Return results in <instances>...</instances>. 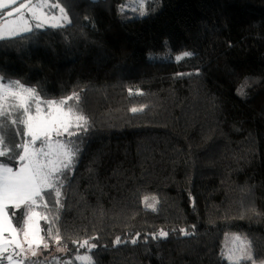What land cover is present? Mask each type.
I'll return each mask as SVG.
<instances>
[{"label":"trees","instance_id":"16d2710c","mask_svg":"<svg viewBox=\"0 0 264 264\" xmlns=\"http://www.w3.org/2000/svg\"><path fill=\"white\" fill-rule=\"evenodd\" d=\"M50 1L70 23L0 39V78L44 101L77 95L88 130L72 137L62 206L52 193L37 209L56 218L66 252L22 264H80L82 253L94 264H234L228 233L251 246L240 264H264V0H145L132 18L125 0ZM5 134L22 142L14 126ZM8 210L22 229L25 210ZM160 230L168 237L153 239ZM86 239L90 253L72 242Z\"/></svg>","mask_w":264,"mask_h":264},{"label":"snow or ice","instance_id":"6c2138e0","mask_svg":"<svg viewBox=\"0 0 264 264\" xmlns=\"http://www.w3.org/2000/svg\"><path fill=\"white\" fill-rule=\"evenodd\" d=\"M17 2L18 0H0V14L8 18L17 17L6 19L0 25V38H3L4 31L14 35L18 29L24 32L32 30L29 21L25 18L24 10H27L31 18L36 21V28L43 27L40 17L43 15L41 10L45 7L58 9L59 19L68 20L65 9L59 4L20 2L18 7H12ZM138 3L139 15H146L144 0H138ZM5 9L9 10L4 13ZM52 19L55 21L57 18L53 16ZM51 26L58 27L59 24L53 23ZM184 55L190 56L192 53L185 52ZM72 100L78 101L79 97L73 94L60 101H44L36 89L25 87L19 81H10L5 84L0 80V158L7 157L9 161H16L19 164V167L15 168L9 166L7 162H0V264H3L4 260L7 264H22L16 254L24 251L25 243L28 244L32 257H37L39 250L49 248V243L41 235L39 220L47 221L49 225L47 235L55 241L58 246L56 250L61 252L65 250L59 247L62 238L59 229L55 228L56 218L53 217L50 220L47 215H42L37 209L43 207L47 210L45 195L52 193L55 194L56 205L62 206L60 198L63 185L60 178L71 170L79 152L72 137H78L81 132L88 130L87 117L81 114L75 105L69 103ZM138 110L142 109H131L132 112ZM13 113H19V115L14 116ZM13 126L15 135L22 136V142H16L6 136L5 130ZM149 199L148 196L144 197L145 206L155 211L158 201L155 197H151L154 202L148 203ZM9 208L25 210L22 229L13 225ZM180 231L185 236L189 235L184 229ZM21 232L23 240L19 238ZM167 237L168 232L160 230L152 238ZM233 239L234 242H240L239 250L243 252L247 247L246 243L238 236ZM72 242L78 244L80 248L88 249L89 253L96 247L91 239ZM136 242V240L132 241L133 244ZM115 243H121L119 237ZM9 248L12 249V253H9ZM236 250L233 249L226 254L227 259L232 261ZM241 259L252 260V256L247 253L236 257L234 264H240ZM75 260L80 264H94L91 255H77ZM31 264H41V262L33 260ZM53 264L57 262L54 260ZM67 264L72 262L68 261Z\"/></svg>","mask_w":264,"mask_h":264},{"label":"rangeland","instance_id":"374dc122","mask_svg":"<svg viewBox=\"0 0 264 264\" xmlns=\"http://www.w3.org/2000/svg\"><path fill=\"white\" fill-rule=\"evenodd\" d=\"M20 2L29 3V4H39V3L55 4V3H52L50 0H18L17 4L12 5V7H18ZM144 6H145V0H144ZM120 8H121V11L123 13L127 14L128 18L135 17L136 15L132 14L131 12H139L138 0H125V2L120 4ZM134 8L136 9L135 11L133 10ZM24 11L26 13V17L25 18L29 21V26L31 27V29L36 28V26H35L36 25V21L31 18V15L27 13V10H24ZM41 11H42L43 15H41L40 19L43 22V27L51 26L53 23L59 24L58 27H62V26H66V25H68L70 23V19H69L68 15H67V17H68L67 21H61L59 19L60 14H59V10L58 9H55V11H54V9H52V8L45 7ZM53 16H55L57 18L55 21L52 19ZM14 18H17V17L8 18V19H14ZM5 32H7V31H5ZM22 33H25V32L22 31L21 29H18L16 34H14V35L11 34L10 37H6L5 35L2 34L3 38H0V39L15 37V36H18V35H20ZM183 56H184V54H180V55H177L176 58L178 59V57H179V59H180ZM163 58H164V56L162 54H159V53H157V54L151 53L149 55V59H151V60H157V59H163ZM0 80H1V78H0ZM25 87H27V86H25ZM237 236L240 237L241 240L244 241L246 243V245H247V247L244 248L243 252L239 250L240 247H241L240 242L239 241H235L234 242L233 238L237 237ZM19 238L21 240H23V233L22 232L20 233V237ZM57 247L58 246L56 245V243H54V244L53 243H49V248L46 249V250H44V249L39 250L38 256H40L41 258H51V257L56 256V254H59V255L65 254L66 249L62 245H59V247H62V248L65 249L62 252L61 251H57L56 250ZM233 249H237V250L233 253V260L231 262H234L236 257H240V256L245 255L247 253H250L251 256H252V250H251V246H250L249 242L247 241V239L245 237H243L239 233H228L225 236V239L223 241V246H222V254L224 255V257L226 259H227L226 254H228ZM8 251H9V253H12V249L11 248H9ZM16 255H17V259L21 260L22 263H23V261L26 258L32 257L31 256V252L28 250V244L25 243L24 244V251L18 252ZM80 255H89V254L88 253H82ZM227 260H229V259H227ZM246 260L247 259H241L240 261H246ZM3 264H7V261L4 262ZM255 264H258V263H255Z\"/></svg>","mask_w":264,"mask_h":264},{"label":"crops","instance_id":"0c3cea01","mask_svg":"<svg viewBox=\"0 0 264 264\" xmlns=\"http://www.w3.org/2000/svg\"><path fill=\"white\" fill-rule=\"evenodd\" d=\"M6 19H8V18H6ZM6 19H5V20H6ZM5 20H4L3 22H1L0 25H2V24L5 22ZM3 35H5L6 37H10V36H11L10 33L5 32V31L3 32Z\"/></svg>","mask_w":264,"mask_h":264}]
</instances>
